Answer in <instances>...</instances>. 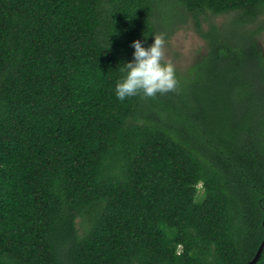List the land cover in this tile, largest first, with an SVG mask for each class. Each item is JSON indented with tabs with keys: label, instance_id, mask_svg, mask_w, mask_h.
<instances>
[{
	"label": "trees",
	"instance_id": "obj_1",
	"mask_svg": "<svg viewBox=\"0 0 264 264\" xmlns=\"http://www.w3.org/2000/svg\"><path fill=\"white\" fill-rule=\"evenodd\" d=\"M190 20L176 90L118 100L133 42ZM263 37L264 0H0V264H249Z\"/></svg>",
	"mask_w": 264,
	"mask_h": 264
},
{
	"label": "clouds",
	"instance_id": "obj_2",
	"mask_svg": "<svg viewBox=\"0 0 264 264\" xmlns=\"http://www.w3.org/2000/svg\"><path fill=\"white\" fill-rule=\"evenodd\" d=\"M131 46L134 49L132 61L124 63L118 70L123 75L115 84L116 98L123 102L139 94L151 98L175 91L178 80L174 66L162 62L164 39L155 36L154 43L147 48L139 40Z\"/></svg>",
	"mask_w": 264,
	"mask_h": 264
},
{
	"label": "rangeland",
	"instance_id": "obj_3",
	"mask_svg": "<svg viewBox=\"0 0 264 264\" xmlns=\"http://www.w3.org/2000/svg\"><path fill=\"white\" fill-rule=\"evenodd\" d=\"M228 16H218L213 19L218 25L224 24ZM207 24L204 28L207 29ZM161 38L165 41L163 62L171 63L175 70L180 72L190 68L192 62L200 56V52L205 53L204 41L196 34L192 20L184 26L176 29L168 38ZM261 47L264 49V37L262 38Z\"/></svg>",
	"mask_w": 264,
	"mask_h": 264
},
{
	"label": "water",
	"instance_id": "obj_4",
	"mask_svg": "<svg viewBox=\"0 0 264 264\" xmlns=\"http://www.w3.org/2000/svg\"><path fill=\"white\" fill-rule=\"evenodd\" d=\"M263 251H264V241H263V243H262V245H261V247H260V249H259L256 257L251 262H249V264H256V263H258L259 260H260V258H261V256H262V254H263Z\"/></svg>",
	"mask_w": 264,
	"mask_h": 264
}]
</instances>
